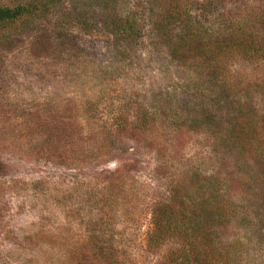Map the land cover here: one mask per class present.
Returning <instances> with one entry per match:
<instances>
[{"label": "rangeland", "instance_id": "1", "mask_svg": "<svg viewBox=\"0 0 264 264\" xmlns=\"http://www.w3.org/2000/svg\"><path fill=\"white\" fill-rule=\"evenodd\" d=\"M260 1L66 0L68 18L100 38L39 28L0 48V264H77L75 248L94 264H155V202L174 177L216 173L240 184L230 194L241 264H264V176L230 135L241 112L264 113L250 87L264 59H209L217 42L261 34L246 27ZM137 8L142 36L117 38ZM139 109L152 119L145 137L133 131ZM123 154L137 162L119 175Z\"/></svg>", "mask_w": 264, "mask_h": 264}, {"label": "trees", "instance_id": "2", "mask_svg": "<svg viewBox=\"0 0 264 264\" xmlns=\"http://www.w3.org/2000/svg\"><path fill=\"white\" fill-rule=\"evenodd\" d=\"M65 2L0 0V48L12 44L15 34L22 35L39 28L63 32L76 25L86 36H102L95 25L69 19ZM253 10L252 24L246 27L251 33L255 24L260 25L263 30H260L261 34L257 37L252 35L250 41L236 39L228 46L217 42L211 48L210 60L230 58L235 53L255 61L264 59V0L255 5ZM143 31L144 23L138 8L127 13L122 21L113 26L114 35L124 41L138 40ZM193 34L192 30H188L178 35L177 54L188 53ZM251 86L264 95V75ZM151 121L147 111L139 109L137 124L133 126L134 133H144L140 136L145 137V133L153 132ZM230 135L241 159L252 164L264 176V113L254 109L241 112ZM117 160L119 166L116 174L119 175L130 172L137 162L135 157H126L125 154L117 157ZM235 181L231 175L220 173L173 178L168 185L167 195L155 202L151 209L146 241L150 252L159 255L155 264H241L239 252L242 245L235 237L230 194L233 187L240 186L239 181ZM262 214L261 221L264 223V205ZM83 251L75 248L71 260L77 264L91 262L83 255ZM91 264H94L93 261Z\"/></svg>", "mask_w": 264, "mask_h": 264}]
</instances>
